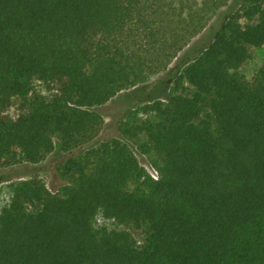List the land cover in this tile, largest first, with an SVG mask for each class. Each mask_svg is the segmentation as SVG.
Returning <instances> with one entry per match:
<instances>
[{
  "label": "trees",
  "instance_id": "obj_1",
  "mask_svg": "<svg viewBox=\"0 0 264 264\" xmlns=\"http://www.w3.org/2000/svg\"><path fill=\"white\" fill-rule=\"evenodd\" d=\"M209 27L166 96L120 121L156 175L121 138L96 141L99 107ZM250 48L264 50V0H0L2 177L54 139L66 154L56 190L11 183L0 264H264V63L240 72Z\"/></svg>",
  "mask_w": 264,
  "mask_h": 264
},
{
  "label": "rangeland",
  "instance_id": "obj_2",
  "mask_svg": "<svg viewBox=\"0 0 264 264\" xmlns=\"http://www.w3.org/2000/svg\"><path fill=\"white\" fill-rule=\"evenodd\" d=\"M224 9L221 12L225 15L226 10ZM217 19H219V15ZM210 29L211 27L208 29L205 28L203 31L194 36L190 42L178 52L176 57L165 70L149 76L143 82L122 90L116 96L102 104L99 107V111L103 117V124L96 141L113 136L121 138L132 148L140 164L150 174L155 176L156 171L150 158L138 150L135 141L125 138L120 133V121L125 117L130 109H134L156 97L164 98L166 96L165 94L169 90L172 78L177 74L183 65L195 57L204 48L205 44L210 41ZM263 63L264 50L261 48H250V57L240 66L239 70L246 78H250L255 70ZM54 143V150L39 163L22 165L19 168V171L11 173V175L5 177H2V175L5 174L0 172V210L7 204L10 198L11 183L23 178L37 176L41 178L45 185L52 191L61 186L63 180L59 176L57 167L66 154L59 150L57 139H54ZM97 222L108 226H116L113 221L102 219L99 216L97 217ZM132 233L136 238H139L140 235L137 231H132Z\"/></svg>",
  "mask_w": 264,
  "mask_h": 264
}]
</instances>
